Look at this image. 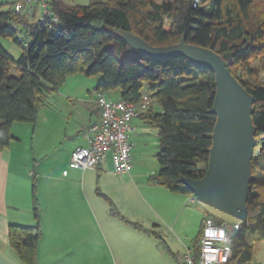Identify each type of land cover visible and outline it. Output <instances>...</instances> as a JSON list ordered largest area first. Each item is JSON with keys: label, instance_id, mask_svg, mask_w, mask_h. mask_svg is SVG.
Returning a JSON list of instances; mask_svg holds the SVG:
<instances>
[{"label": "trees", "instance_id": "obj_1", "mask_svg": "<svg viewBox=\"0 0 264 264\" xmlns=\"http://www.w3.org/2000/svg\"><path fill=\"white\" fill-rule=\"evenodd\" d=\"M21 1L0 11V35L22 50L15 58L0 43V148L14 139V122L36 124L46 96L58 91L69 76L102 75L96 91H117L118 99L135 103L150 100L138 118L159 132L160 170L152 177L154 182L172 192L193 195L180 177L198 179L206 171L216 124V115L210 113L217 88L215 73L182 55L141 54L121 38L125 30L153 46L177 43L185 35L188 43L219 53L255 98V151L264 150V84L244 77L253 72V61L264 64V0H90L84 5L45 0L60 17V34L35 15L16 14L15 4ZM251 170L255 179L247 201L248 219L239 221L232 235L233 255L226 264H250L254 247L249 237L264 240V164L255 153ZM34 210L39 219L37 205ZM111 213L125 219L113 205ZM201 236L202 230L196 254ZM40 237L39 226L11 225L9 229L11 246L24 264H37Z\"/></svg>", "mask_w": 264, "mask_h": 264}, {"label": "crops", "instance_id": "obj_2", "mask_svg": "<svg viewBox=\"0 0 264 264\" xmlns=\"http://www.w3.org/2000/svg\"><path fill=\"white\" fill-rule=\"evenodd\" d=\"M35 8L38 18L39 5ZM113 98H120V93L116 91ZM91 113L79 144L74 140L66 156L56 153L47 165L42 163L46 155L38 161L34 150L29 159L15 132L10 144L0 148V264H24L11 246V225L39 226L37 264H181L179 257L195 253L198 238L195 240L196 231H192L197 227L196 218L188 199L184 202L177 196L182 193L154 181L138 182L132 170L115 174L110 157L95 169L70 166L72 151L89 145L90 127L101 119L98 105ZM137 122L147 126L140 118L134 119L130 138L138 129ZM20 123L14 122L12 131L15 126L21 129ZM131 159L133 164L132 153ZM95 177L102 182L103 192H94ZM103 181L105 185L112 182L105 188ZM120 192L123 196L117 198L115 193ZM112 203L125 219L111 213ZM205 216L206 212L200 223L202 231ZM142 221L148 226L134 224ZM254 258L255 250L250 264Z\"/></svg>", "mask_w": 264, "mask_h": 264}, {"label": "water", "instance_id": "obj_3", "mask_svg": "<svg viewBox=\"0 0 264 264\" xmlns=\"http://www.w3.org/2000/svg\"><path fill=\"white\" fill-rule=\"evenodd\" d=\"M121 38L134 50L151 57L182 55L194 65L209 68L216 78V93L210 113L216 115L212 146L202 178L181 176L199 201L236 217L248 219L247 201L255 175L251 162L257 145L253 122L254 96L232 74L227 61L211 48L188 43L185 35L177 43L153 46L132 32Z\"/></svg>", "mask_w": 264, "mask_h": 264}, {"label": "rangeland", "instance_id": "obj_4", "mask_svg": "<svg viewBox=\"0 0 264 264\" xmlns=\"http://www.w3.org/2000/svg\"><path fill=\"white\" fill-rule=\"evenodd\" d=\"M15 1L16 0H0V11L10 10ZM64 1L73 5H84L90 2V0ZM156 1L161 3L171 0ZM38 5L39 4H35V7L37 6L38 8ZM34 9L36 10V8ZM35 10L31 12V15L34 16L36 14ZM39 11H41V9ZM0 43L15 58H19L21 56V47L12 39L0 35ZM250 68L253 72L249 73V76L244 77L264 84V64L260 61H253ZM240 73L241 70L239 71V74ZM244 73L245 75L248 74V70L246 68H244ZM12 74L16 75L17 73L16 71H13ZM101 80L102 75L87 76L83 73H77L69 76L58 91L50 93L46 96V104L40 109L36 124L22 122L18 124L22 126L19 130L17 126H15L12 132L21 136L23 141L22 147L26 150L25 152H27L29 159L33 155L34 150L38 161L41 160L40 158L42 156L46 155L42 157L44 158L42 163H46L45 165H47L51 157L56 156L59 152H62V154L66 156L68 152V145H72L74 140H76L74 144H79L81 139V136L79 135L87 130L86 127L89 117L92 115L91 111L98 105L97 102H95L97 97L94 88ZM107 96L114 97L116 96V92H110ZM137 123L138 129L131 135V139L135 144L132 151V176L138 182L154 181L152 177H154L160 170V164L157 160V153L160 149L159 132L152 126H142L139 122ZM75 132L76 134L74 136L73 134ZM49 152H51V155L48 157L47 154ZM255 157L258 161L264 164V150L257 148L255 151ZM32 166L34 165L32 164ZM105 182L106 181H103V184L105 188H107L112 181H109L108 185H105ZM92 188L95 193L103 192L102 182L99 181V178L95 177ZM115 194L117 198H121L120 196H123L121 192ZM177 196L184 198V202H186L190 197L187 194H177ZM112 204L120 214H123L115 203ZM188 207L193 209L191 213H193L196 218L197 227L192 231V233L196 231L195 240L200 234V223L205 212L206 214H210L211 216L231 225L238 221L236 217L201 201L194 205H189ZM151 214L154 215L152 212ZM147 216H150V213ZM144 223L147 225V222L144 221H142V223L138 222L134 224L139 226V228H144ZM249 240L252 241V245L255 248V258L252 264H264V240H257L252 236L249 237Z\"/></svg>", "mask_w": 264, "mask_h": 264}, {"label": "built area", "instance_id": "obj_5", "mask_svg": "<svg viewBox=\"0 0 264 264\" xmlns=\"http://www.w3.org/2000/svg\"><path fill=\"white\" fill-rule=\"evenodd\" d=\"M35 4H39L40 22L56 34L61 33V20L45 0H22L15 4L16 14L31 15ZM23 39V37H19ZM96 102L101 110L100 121L90 127V143L88 146H78L71 154L70 166L76 169H95L108 157L113 163L115 174L129 173L132 170L131 153L134 142L130 138L132 122L144 113L150 100L135 103L127 99H114L105 92L96 91ZM189 204L199 202L193 194L188 199ZM239 221L233 225L218 221L206 214L203 221V231L198 253L188 252L179 257L181 264H226L233 255L232 235L239 229Z\"/></svg>", "mask_w": 264, "mask_h": 264}]
</instances>
